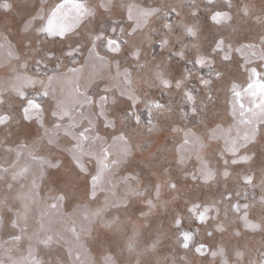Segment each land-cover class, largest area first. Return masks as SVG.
<instances>
[{"label":"rangeland","instance_id":"rangeland-1","mask_svg":"<svg viewBox=\"0 0 264 264\" xmlns=\"http://www.w3.org/2000/svg\"><path fill=\"white\" fill-rule=\"evenodd\" d=\"M0 264H264V0H0Z\"/></svg>","mask_w":264,"mask_h":264}]
</instances>
